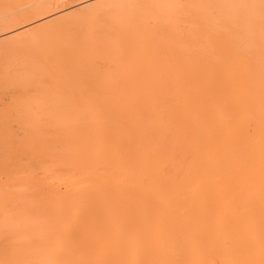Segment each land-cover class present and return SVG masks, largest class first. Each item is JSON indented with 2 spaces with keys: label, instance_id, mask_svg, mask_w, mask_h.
Wrapping results in <instances>:
<instances>
[{
  "label": "bare ground",
  "instance_id": "obj_1",
  "mask_svg": "<svg viewBox=\"0 0 264 264\" xmlns=\"http://www.w3.org/2000/svg\"><path fill=\"white\" fill-rule=\"evenodd\" d=\"M66 1L0 0V264H264V0Z\"/></svg>",
  "mask_w": 264,
  "mask_h": 264
},
{
  "label": "rangeland",
  "instance_id": "obj_2",
  "mask_svg": "<svg viewBox=\"0 0 264 264\" xmlns=\"http://www.w3.org/2000/svg\"><path fill=\"white\" fill-rule=\"evenodd\" d=\"M66 2H68V3H64L62 6H60L59 8H57V9H55L52 13H50L49 15H53L54 13L56 14V13H58V12H60V11H62V10H65V9H67V8H74V7H76V5L78 4V1L77 0H72V1H70V0H67ZM66 6V7H65ZM78 6V5H77ZM61 8H63V9H61ZM41 18H39V19H37V20H40ZM36 21V20H35Z\"/></svg>",
  "mask_w": 264,
  "mask_h": 264
}]
</instances>
